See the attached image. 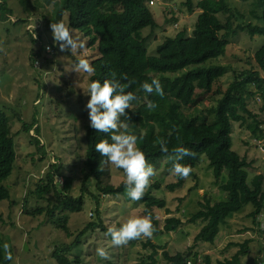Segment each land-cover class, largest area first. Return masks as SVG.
Listing matches in <instances>:
<instances>
[{
	"label": "rangeland",
	"instance_id": "374dc122",
	"mask_svg": "<svg viewBox=\"0 0 264 264\" xmlns=\"http://www.w3.org/2000/svg\"><path fill=\"white\" fill-rule=\"evenodd\" d=\"M150 1L153 4L148 8L157 27L143 30L142 36L147 38V54L153 56L158 45L165 39L175 37L178 32L184 30L188 37L191 36L199 15L196 5L201 0H192L191 11L185 7L186 0H146V3ZM222 1L231 10L234 26L262 25L258 18L260 13L253 7L254 0ZM5 6L12 14H6V19L0 17V47L3 48L0 51V110L7 115L11 126L16 161L11 176L3 183L10 192V199L0 202V214L3 218L0 222V241L4 255L3 245L8 243L11 246L13 259L8 264H56L52 256L55 248L71 244L74 238H67L45 215L27 214L26 211L44 208L55 202L52 195H48L46 200H40L32 194L51 164L60 167V173L56 177L58 188L62 187L64 178H70V195L74 198L80 195L86 150L85 133L90 127L86 109L90 99V75L83 71L76 72L75 66L81 58L92 63L99 55L96 44H90L88 38L76 31H73V38L83 47L61 51L59 44L53 40L51 28L42 21V15L52 12L50 7L45 6L44 0H31L27 9L21 7L17 0H6ZM103 10L111 12L119 8L107 6ZM217 17L222 22L226 20V14L219 13ZM63 21L67 24L66 16ZM31 36L36 39L34 43L30 40ZM263 43L264 38L250 37L246 32L229 40L225 56L211 63L230 68L219 82L222 91L233 82L234 71L239 73L255 67L254 54ZM46 47L52 52L47 53ZM35 53L39 55L34 57ZM175 76L177 75H170ZM156 77L153 72L145 71L142 83H148ZM147 94L144 90L139 94L138 104L146 102ZM219 98V95L214 94L198 108L185 113H188L187 116L198 115L203 109L214 107ZM131 103L130 109H135L137 105ZM247 105L251 112L264 118L256 100H249ZM15 115L21 117V122ZM23 124H34L29 135L22 130ZM247 126L233 124L231 140L232 151L252 164L248 169L247 183L250 184L254 176H264V151L261 150L264 149V143H259L264 141V131L262 138L254 139ZM260 129L264 130V124ZM31 135L38 137L44 155L30 143ZM167 161L164 159L160 162L155 168L157 174L151 179V185L155 182L162 185L159 191L152 192L153 195L166 202L165 210L155 209L154 214L160 227L169 217L180 218L183 225L174 233L156 234L148 240L164 247L173 256L177 253L186 254L187 249L193 246V239L201 226L199 222L188 224L187 220L199 210V203H203L205 198L211 204L226 202L227 195L215 183L205 157L194 169L195 178L185 179L183 186L174 192L165 190V185L175 182L174 175L170 173L172 163L168 164ZM102 171V185L116 187L124 179L121 170L111 164H105ZM227 175L226 171L222 173L219 184L226 181ZM88 190L95 194L94 181L88 184ZM98 202L99 212L107 229L116 224L121 225L131 216L145 215L143 206L131 201L127 192L116 197L99 196ZM95 206V201L86 195L82 211L67 214V227L71 233L76 234L87 224L96 221ZM251 211L252 207L248 205L231 216L221 227L214 245L200 242L194 246V252L200 257L209 256L215 263L230 259L238 251L237 245L249 240L251 242L246 248L247 254L240 258V264H264V233L248 217ZM146 240L147 238H141L127 246L114 247L107 236L97 230L81 238L68 257L78 260V264H151L149 257L152 250L141 246ZM98 247L107 248L111 259L103 260L98 257ZM153 259L155 264H165L161 258V250L157 251Z\"/></svg>",
	"mask_w": 264,
	"mask_h": 264
},
{
	"label": "trees",
	"instance_id": "16d2710c",
	"mask_svg": "<svg viewBox=\"0 0 264 264\" xmlns=\"http://www.w3.org/2000/svg\"><path fill=\"white\" fill-rule=\"evenodd\" d=\"M17 1L26 9L31 2V0ZM44 2L52 11L51 15H42V21L49 28L52 23L61 21L66 16L67 24L73 31L82 33L90 44H96L99 57L91 63L95 71L90 75V83L94 80L101 83L104 80H111L114 73L115 79L120 80L121 83L134 81L126 91L138 97L143 91L144 72L151 71L157 75L155 79H159L164 95L161 97L155 92L147 94L144 104H138L136 99L132 102L137 107L126 110L130 117L129 132L138 137L137 146L144 151L148 162L154 168H157L164 159L170 164L172 161L168 159V155H171L173 148L179 146L188 148L194 155L186 156L179 161L191 165L193 171L188 178L196 177L194 169L205 157L215 183L227 195L226 202L216 204H211L210 200L205 198L203 203H199V210L187 220L188 224L199 222L201 228L193 239V246L187 249L186 254L177 253L171 256L164 247L155 245L148 239L142 242L141 246L144 249L152 250V255L149 257L151 264H155L153 256L158 250H161V258L165 264H189L192 259L197 264H240V258L247 254L246 248L251 242L249 240L237 245L239 249L230 259L215 263L209 256L200 257L195 253L194 246L200 242L214 245L227 219L248 205L252 207L248 217L259 228L255 220L264 211V176L256 175L251 179L250 184L247 183L248 169L252 164L245 157L238 156L232 151L231 140L235 123L240 126L248 125L247 129L254 139L263 137L264 130L260 129V126L264 124V118L251 112L247 102L253 100L257 93L264 97V43L254 54L255 67L239 73L234 71L233 82L225 91L220 89L219 82L229 72V66L211 64L225 56L229 40L239 33L246 32L250 37L264 38V0H254L253 4L254 10L260 13L258 18L262 22L261 26L251 24L234 26L231 10L222 0H201L196 5L199 15L191 36L188 37L184 30L178 32L175 37L165 39L158 45L153 56L147 54V38L142 36L143 30H153L157 27L146 0H44ZM5 3L6 0H0L2 19H6V14H12ZM184 4L189 11L192 10V0H186ZM107 6L118 7L119 10L105 12L103 9ZM219 13L226 14L225 22L219 20L217 17ZM30 40L34 43L36 39L31 36ZM38 55L35 53L33 56ZM124 75L128 77L127 80L122 78ZM170 75L177 76L170 77ZM152 80L148 83L151 84ZM214 94L220 96L214 107L203 109L198 115H186L188 114L185 113L186 111L198 108ZM149 101L157 105L154 110L148 109ZM260 113L264 114V104L260 108ZM15 117L21 122L20 116L15 115ZM121 119L126 118L121 117ZM248 121L250 122L247 123ZM33 126L34 124L32 126L23 124L22 130L29 135ZM37 129L38 127L35 131ZM111 134L98 132L91 127L86 130V150L82 164L84 174L79 197L74 198L70 195L72 187L70 178H64L62 187L58 188L56 177L60 173V167L54 164L50 165L44 179L32 192L40 200H46L48 195H52L55 202L26 213L45 215L67 238H74L71 244L55 248L52 256L56 264H78L79 261L70 259L68 254L78 246L80 239L97 230L104 235L107 232L99 212V196L116 197L127 192L124 174L123 181L116 187L102 185L101 182L102 168L107 163L101 164L106 158L95 151V145L102 139H108L111 143ZM29 137L30 143L44 155L38 137L36 135ZM162 139L167 141L168 154L160 149L159 141ZM15 161L16 151L11 126L7 115L0 110V202L10 199V192L3 183L11 176ZM224 171L228 174L227 179L219 184ZM121 172L123 173V170ZM174 177L175 182L165 185V190L174 192L183 186L185 179ZM91 181L95 182V194L88 190ZM161 188L160 183H153L146 190L143 199L137 201L143 206L144 214L152 216V222L157 229L154 235L174 233L183 225L180 218L169 217L164 220L161 227L159 226L154 210H165L166 202L157 199L152 192ZM86 195L95 201L96 221L87 224L76 234L71 233L67 227L69 221L67 214L80 213L85 205ZM2 221L0 214V222ZM115 226L119 227L120 224ZM107 238L111 241L110 236ZM8 263L9 260L3 254L0 241V264Z\"/></svg>",
	"mask_w": 264,
	"mask_h": 264
},
{
	"label": "clouds",
	"instance_id": "9594fccd",
	"mask_svg": "<svg viewBox=\"0 0 264 264\" xmlns=\"http://www.w3.org/2000/svg\"><path fill=\"white\" fill-rule=\"evenodd\" d=\"M50 28L53 40L59 44L61 51H72L77 47H83L73 38V30L63 20L52 23ZM48 50L50 51V49ZM0 51H3L2 47H0ZM75 71H83L91 75L95 69L89 60L81 58L75 66ZM122 78L128 79L126 75ZM132 83L134 81L121 83L120 80L115 79L114 73L113 79L104 80L103 83L98 80L92 81L88 89L90 99L86 109L91 128L102 133H112L111 143L108 139H102L95 145V151L106 158L101 161V164H111L115 168L123 170L127 195L131 201L137 202L143 199L146 190L151 185V179L157 173L154 166L148 162L144 151L137 146L138 137L129 132L130 117L126 110H129L132 106L131 102L137 99L134 93L126 91ZM142 88L148 94L155 92L161 97L164 95L159 79H153L151 84L145 82ZM147 107L149 110H154L157 105L149 101ZM121 117L126 119L122 120ZM259 143H264V141ZM159 145L163 153H169L167 141L162 139L159 141ZM261 150L264 151V149ZM191 155L194 154L188 148L182 146L173 148L171 155H168V159L172 161L170 173L178 178L187 179L193 169L191 165L182 164L179 161ZM156 231L152 216L149 214L131 216L119 227L115 225L109 227L105 235L111 237L112 246L124 247L133 240L152 239ZM3 248L5 258L12 260L11 246L5 243ZM96 254L103 260L111 259L110 253L105 247H98Z\"/></svg>",
	"mask_w": 264,
	"mask_h": 264
},
{
	"label": "built area",
	"instance_id": "2783aa9c",
	"mask_svg": "<svg viewBox=\"0 0 264 264\" xmlns=\"http://www.w3.org/2000/svg\"><path fill=\"white\" fill-rule=\"evenodd\" d=\"M152 4H153V2L150 1L149 5H152ZM29 27L33 28L32 26H29ZM48 49H50V48L49 47L45 48V51L47 53L52 52L51 49H50V51ZM253 100L254 101L256 100L260 107H262V105L264 104V97H262L259 93L256 94V96L253 98ZM257 221H258L257 223L259 224V229L264 232V214L259 215V217L257 218Z\"/></svg>",
	"mask_w": 264,
	"mask_h": 264
},
{
	"label": "water",
	"instance_id": "95a60500",
	"mask_svg": "<svg viewBox=\"0 0 264 264\" xmlns=\"http://www.w3.org/2000/svg\"><path fill=\"white\" fill-rule=\"evenodd\" d=\"M191 264H196V261L194 259H192Z\"/></svg>",
	"mask_w": 264,
	"mask_h": 264
},
{
	"label": "crops",
	"instance_id": "0c3cea01",
	"mask_svg": "<svg viewBox=\"0 0 264 264\" xmlns=\"http://www.w3.org/2000/svg\"><path fill=\"white\" fill-rule=\"evenodd\" d=\"M234 216V215H233Z\"/></svg>",
	"mask_w": 264,
	"mask_h": 264
}]
</instances>
